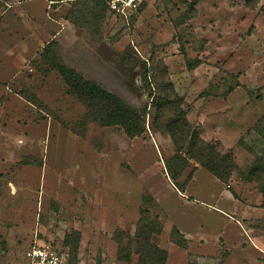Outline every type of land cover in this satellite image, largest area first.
Returning <instances> with one entry per match:
<instances>
[{"label":"rangeland","instance_id":"rangeland-1","mask_svg":"<svg viewBox=\"0 0 264 264\" xmlns=\"http://www.w3.org/2000/svg\"><path fill=\"white\" fill-rule=\"evenodd\" d=\"M50 63L147 105L145 132L87 118ZM159 96L231 153L229 179L190 165L175 187ZM145 211L166 264H264V0H151L127 19L97 0H0V264H27L41 242L71 264H137Z\"/></svg>","mask_w":264,"mask_h":264},{"label":"trees","instance_id":"trees-1","mask_svg":"<svg viewBox=\"0 0 264 264\" xmlns=\"http://www.w3.org/2000/svg\"><path fill=\"white\" fill-rule=\"evenodd\" d=\"M97 1L107 10L99 0ZM42 58L46 60V51L43 53ZM51 67L60 73L70 93L83 103L87 110V118L92 119L101 126H119L129 137H138L145 132L147 105L137 111L127 106L115 94L85 80L81 74L57 63H52ZM134 72L136 76L141 78L139 83L136 78L134 79V88L139 93L141 91L147 92L151 98L153 93L147 89V75L136 69ZM177 100V97L171 100L160 96L154 97L152 100L157 113L155 127L168 134L175 147V154L166 161L168 176L175 187L179 191L182 190L177 181L190 165H194V170L198 168L207 170L220 181L229 179L236 170L231 153L222 152L214 144L204 141L199 136L198 128L193 127L188 122L184 111L180 108V103L176 102ZM161 116L163 119H159ZM190 179L191 176L188 175L187 180ZM161 230L162 227L159 222L151 219L145 211L139 220L135 233L139 255L137 264H166L167 252L151 242L152 236L159 235ZM174 232L179 237L177 244L185 247V241L181 234ZM117 260L125 262L130 260V255L125 252V248L122 246L118 249ZM69 264H71L70 259ZM188 264L199 263L190 261Z\"/></svg>","mask_w":264,"mask_h":264},{"label":"built area","instance_id":"built-area-1","mask_svg":"<svg viewBox=\"0 0 264 264\" xmlns=\"http://www.w3.org/2000/svg\"><path fill=\"white\" fill-rule=\"evenodd\" d=\"M114 17L127 19L144 9L151 0H99ZM27 264H69V255L48 242L34 243L24 252Z\"/></svg>","mask_w":264,"mask_h":264},{"label":"water","instance_id":"water-1","mask_svg":"<svg viewBox=\"0 0 264 264\" xmlns=\"http://www.w3.org/2000/svg\"><path fill=\"white\" fill-rule=\"evenodd\" d=\"M137 82L139 83V80Z\"/></svg>","mask_w":264,"mask_h":264}]
</instances>
